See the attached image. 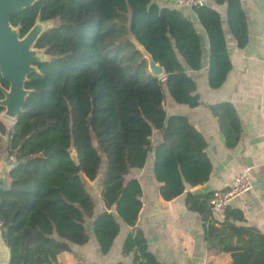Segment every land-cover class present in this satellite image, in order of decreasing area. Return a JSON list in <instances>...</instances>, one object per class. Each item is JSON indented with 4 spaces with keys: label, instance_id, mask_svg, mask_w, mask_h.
Returning <instances> with one entry per match:
<instances>
[{
    "label": "trees",
    "instance_id": "obj_1",
    "mask_svg": "<svg viewBox=\"0 0 264 264\" xmlns=\"http://www.w3.org/2000/svg\"><path fill=\"white\" fill-rule=\"evenodd\" d=\"M212 2L225 7L232 38L238 48L245 47L248 25L241 0ZM193 11L207 37L208 84L217 89L232 67L224 20L209 3ZM51 20L57 23L35 44L47 58L25 82L30 93L22 111L8 129L0 119L5 156L20 161L7 174V188L0 190L8 264H57L60 252L88 241V220L102 254L110 251L125 224L131 230L122 254L132 253V264H161L136 225L141 186L127 176L153 152V175L165 201L182 194L186 183L209 179L211 160L203 135L185 116H167L164 108L166 93L178 104L200 105L188 71L202 67L201 35L179 9L154 0H38L13 14L10 23L24 36L36 22ZM146 53L163 68L162 76L149 72ZM0 85L8 87L1 76ZM208 107L225 146L234 148L241 124L233 104L220 101ZM155 132L159 140L153 145ZM99 177L103 208L96 213L97 202L84 178ZM211 195L185 196L186 207L201 217L207 248L229 253L230 264H264V233L244 225L243 213L235 208L228 207L223 220L213 219Z\"/></svg>",
    "mask_w": 264,
    "mask_h": 264
},
{
    "label": "crops",
    "instance_id": "obj_2",
    "mask_svg": "<svg viewBox=\"0 0 264 264\" xmlns=\"http://www.w3.org/2000/svg\"><path fill=\"white\" fill-rule=\"evenodd\" d=\"M154 2L159 6L179 9L191 20L203 40L202 67L198 71H188L197 84L200 105L191 108L178 104L166 93L164 108L167 116H185L203 135L207 143L206 153L211 160V174L203 184L193 186L186 183L182 194L165 201L159 194V183L153 175L154 154L150 152L144 166L132 170L127 176L137 178L142 189V207L136 225L143 231L149 251L161 264H230L229 253H217L207 248L201 217L186 207L185 196L187 192L206 194L226 189L236 175L245 173L252 188L235 197L229 207L243 213L244 225L254 226L264 233V0H241L248 25V43L243 48L236 46L229 32L225 21V7L206 0V3L222 14L232 66L225 82L217 89L210 88L208 84V42L193 9L179 5L177 0ZM220 101L233 104L241 124L240 140L231 149L225 146L217 119L208 107ZM158 140L159 135L155 132L152 137L153 145ZM5 167V161L1 160L0 175ZM97 179L98 189L94 194L96 213L103 208L99 193L100 177ZM212 218L217 220L213 215ZM129 230L130 226L121 224L112 248L107 254H102L91 229V220H88V241L83 245H71V251L60 252L57 264H132V253L123 255L121 252L123 240ZM8 259L9 251L0 228V264H8Z\"/></svg>",
    "mask_w": 264,
    "mask_h": 264
},
{
    "label": "water",
    "instance_id": "obj_3",
    "mask_svg": "<svg viewBox=\"0 0 264 264\" xmlns=\"http://www.w3.org/2000/svg\"><path fill=\"white\" fill-rule=\"evenodd\" d=\"M38 0H0V76L8 83V89L0 86L3 98L0 106L4 115L16 119L22 111V105L30 90L25 87L28 76L38 71V64L45 60L42 51L35 47L41 33L47 29L46 21L36 22L24 35L21 36L17 27H13L10 18L13 14L31 6ZM148 70L155 76H162L163 68L157 64L151 55L146 53ZM14 123V122H13ZM74 161L77 156L70 151ZM2 160L6 167L0 175V190L8 186L7 174L20 161H11L9 156L2 154Z\"/></svg>",
    "mask_w": 264,
    "mask_h": 264
},
{
    "label": "built area",
    "instance_id": "obj_4",
    "mask_svg": "<svg viewBox=\"0 0 264 264\" xmlns=\"http://www.w3.org/2000/svg\"><path fill=\"white\" fill-rule=\"evenodd\" d=\"M179 5L195 8L206 4V0H177ZM11 161H16L14 157H9ZM252 188L251 182L245 173L238 174L233 178L232 183L226 189L213 190L212 195L209 199V206L212 215L217 220H222L225 217L227 208L231 201L249 191Z\"/></svg>",
    "mask_w": 264,
    "mask_h": 264
},
{
    "label": "rangeland",
    "instance_id": "obj_5",
    "mask_svg": "<svg viewBox=\"0 0 264 264\" xmlns=\"http://www.w3.org/2000/svg\"><path fill=\"white\" fill-rule=\"evenodd\" d=\"M56 23H57L56 20L46 21V27L49 28V27L55 25ZM136 46H137V48H139L143 52L141 47H139L137 44H136ZM41 51H42V55L44 56V58H47V55L44 54V51L43 50H41ZM143 54H144V52H143ZM145 56H146V54H145ZM0 119L3 122V124L6 126L7 129L10 128L14 122V119L8 118L7 116L4 115V111L0 114ZM4 146H5V137L0 135V161L2 160V158H1L2 154H5V153H3L4 152L3 151ZM84 181H85V184H86L88 191L94 197V194L96 195V192L98 189V179L88 182V180L84 178Z\"/></svg>",
    "mask_w": 264,
    "mask_h": 264
},
{
    "label": "flooded vegetation",
    "instance_id": "obj_6",
    "mask_svg": "<svg viewBox=\"0 0 264 264\" xmlns=\"http://www.w3.org/2000/svg\"><path fill=\"white\" fill-rule=\"evenodd\" d=\"M8 84V83H7ZM1 87H2V85H0ZM3 88H5V87H3ZM5 89H8V87L7 88H5ZM1 92V91H0ZM2 93V92H1ZM3 94V93H2Z\"/></svg>",
    "mask_w": 264,
    "mask_h": 264
}]
</instances>
